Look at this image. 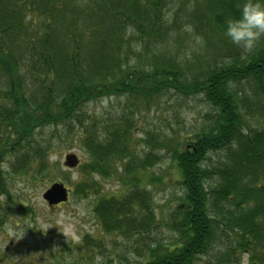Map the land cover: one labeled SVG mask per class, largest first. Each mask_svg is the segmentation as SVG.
Returning a JSON list of instances; mask_svg holds the SVG:
<instances>
[{"label":"trees","instance_id":"1","mask_svg":"<svg viewBox=\"0 0 264 264\" xmlns=\"http://www.w3.org/2000/svg\"><path fill=\"white\" fill-rule=\"evenodd\" d=\"M241 3L0 0V197H10L4 165L31 176L48 167L39 134L66 127L88 157L74 193L99 196L93 212L110 236L87 233L80 243L101 255L99 264L129 260L109 247L119 239L139 264H199L203 256L233 264L242 254L264 264V37L244 51L224 35ZM180 94L208 111L186 143L173 144L182 195L160 217L147 170L161 156L135 155L131 127L136 111ZM104 98L127 104L100 124L86 106ZM124 161L126 175L137 172L131 187L102 194L96 177Z\"/></svg>","mask_w":264,"mask_h":264},{"label":"rangeland","instance_id":"2","mask_svg":"<svg viewBox=\"0 0 264 264\" xmlns=\"http://www.w3.org/2000/svg\"><path fill=\"white\" fill-rule=\"evenodd\" d=\"M189 34L188 40L186 39L188 45L196 40L191 32ZM126 104L121 99L104 98L88 104L86 110L102 124L114 114L122 116L125 108L121 111V106ZM207 111L206 104L199 97L183 94L167 96L157 105H151L149 111L145 108L136 111L134 127H131L135 142L131 149L137 156H145L149 151L161 156L147 170L149 176H156L155 179L151 178L149 189L160 217L168 216L179 204L182 195V185L178 183L181 179L180 170L173 155V144L179 142L175 140L186 143L203 125ZM48 131L49 129H45L39 134V142L44 148L48 147V167H39L32 176L20 175L8 165L3 167L10 197H0V264H99L101 255H93L81 246L82 238L87 233L110 240V236L101 235L93 212L94 203L99 196L88 193L86 197H79L74 193L81 178L80 168L88 157L83 147L79 146L73 131L66 127L55 135ZM69 154H75L78 158L74 167L65 164ZM124 164L125 161L115 164L111 171L113 174L108 178L96 177L101 185L99 188L104 189L102 194L121 196L131 187L130 176L137 172L126 171V175ZM58 181L64 182L71 189V194L68 202L53 207L43 198V194ZM163 233L164 236L168 235V227L164 226ZM109 247L117 254L125 253L128 257L126 263L120 261V264H139L136 255L126 253L125 241L119 239ZM202 260L205 262L208 258L203 256ZM233 264H252V260L248 255L242 254L237 263Z\"/></svg>","mask_w":264,"mask_h":264},{"label":"clouds","instance_id":"3","mask_svg":"<svg viewBox=\"0 0 264 264\" xmlns=\"http://www.w3.org/2000/svg\"><path fill=\"white\" fill-rule=\"evenodd\" d=\"M239 7V15L226 20L224 35L233 45L251 51L264 37V0H242Z\"/></svg>","mask_w":264,"mask_h":264},{"label":"water","instance_id":"4","mask_svg":"<svg viewBox=\"0 0 264 264\" xmlns=\"http://www.w3.org/2000/svg\"><path fill=\"white\" fill-rule=\"evenodd\" d=\"M77 161L75 154H69L66 156V164L70 167L75 166ZM43 197L49 202V204H57L67 200L68 190L63 183L55 182L44 192Z\"/></svg>","mask_w":264,"mask_h":264}]
</instances>
